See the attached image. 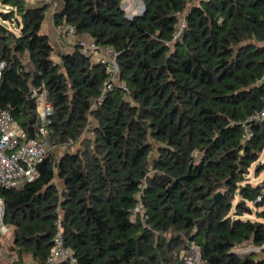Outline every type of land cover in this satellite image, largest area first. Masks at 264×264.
Segmentation results:
<instances>
[{"label": "trees", "instance_id": "1", "mask_svg": "<svg viewBox=\"0 0 264 264\" xmlns=\"http://www.w3.org/2000/svg\"><path fill=\"white\" fill-rule=\"evenodd\" d=\"M60 2L55 26L112 49L119 73L102 94V63L77 46L56 59L47 5L0 0V108L33 138L45 90L50 145L66 149L34 181L0 187L10 264H49L58 216L77 264H185L190 242L201 264H264L263 194L242 185L264 150V122L242 139L264 105V0H141L130 20L121 0Z\"/></svg>", "mask_w": 264, "mask_h": 264}, {"label": "built area", "instance_id": "2", "mask_svg": "<svg viewBox=\"0 0 264 264\" xmlns=\"http://www.w3.org/2000/svg\"><path fill=\"white\" fill-rule=\"evenodd\" d=\"M30 7L47 5L51 8L55 7L56 0H23ZM121 9L127 19L140 15L144 6L141 0H121ZM183 24H180L176 37L180 35ZM61 36L69 41L74 37V29L67 26L62 30ZM79 51L84 55H91L97 48L92 43L86 45L82 42L78 43ZM106 58L102 60L105 73L109 76L107 83L102 89V94L115 83L118 77V65L116 62V53L109 48H105ZM5 67L4 62H0V78ZM260 84H264V72L259 80ZM46 91L43 90L36 97L37 106H40L38 114L39 125L36 129L35 137L27 138L11 118L9 112L0 108V187L11 189L17 187L22 182L30 183L37 178V166L40 165L47 157L50 156L54 147L50 145L49 117L52 114V107L46 101ZM264 122V105L260 110L252 113L243 123L242 139L247 140L252 137V131L249 123ZM142 204L140 201L133 209L134 213L140 214L143 218ZM4 204L0 199V234H5L6 227L3 224ZM55 233L53 237V246L50 250L47 262L49 264L60 261H70L77 264L73 253L64 245L63 230L61 219L58 216L55 223ZM240 252H259V248L247 247L239 250ZM185 264H201L199 248L192 242L188 243L187 249L182 255Z\"/></svg>", "mask_w": 264, "mask_h": 264}, {"label": "rangeland", "instance_id": "3", "mask_svg": "<svg viewBox=\"0 0 264 264\" xmlns=\"http://www.w3.org/2000/svg\"><path fill=\"white\" fill-rule=\"evenodd\" d=\"M58 2H60L59 0H57ZM7 8L4 7L1 3H0V11L3 12L5 11ZM55 12L57 13L58 11L61 10V2H60V6H56L54 8ZM49 10H50V6H47L46 7V10H45V14L47 15V19L48 20H51V23L55 26L54 24V21H53V18H54V14L55 12H50L49 13ZM46 31V29L44 27H42V32ZM38 109V112L40 111V106L37 107ZM65 148L64 147H59V148H54L53 150V153H54V156L59 159L65 152ZM70 151H73L74 148H70L69 149ZM256 164H259L260 167H259V170L258 171H255V165ZM256 164H253L251 166V168L249 169V172L248 174L245 176L246 180L242 182V185H245L246 184V181L253 186H256V185H260L261 187V191H262V194H263V199H264V150L262 151L258 161ZM55 183L57 184V186L59 188L62 187V182L58 181V180H55ZM240 201V196H236L235 198V202H239ZM247 206L251 208L252 212L255 213V206L253 203H250V202H247ZM261 209H264V201H263V205L262 207L259 208V210ZM243 218H250V219H254V214H251L250 216L244 214L243 215ZM6 227V226H5ZM7 228V232L5 234L4 237H1L0 239V251H1V254H0V264H10L13 260H15V256H14V253L13 251L11 250L12 249V229L11 228ZM252 248V247H250ZM4 259L2 261V258ZM28 257V255L26 256Z\"/></svg>", "mask_w": 264, "mask_h": 264}, {"label": "crops", "instance_id": "4", "mask_svg": "<svg viewBox=\"0 0 264 264\" xmlns=\"http://www.w3.org/2000/svg\"><path fill=\"white\" fill-rule=\"evenodd\" d=\"M56 6L57 7L60 6V2H58L57 0H56L55 7ZM55 7H53V8L50 7L49 13L50 12H53L54 13L55 12L54 11L55 10L54 9ZM61 7H62V5H61ZM42 27H44L46 29V31H44L43 33L47 35L50 44L53 46V48L55 50L54 53H55V56H57L56 59H58V55L59 54L66 53V52H70L74 47H76V46L78 47V43L79 42H82V43H84L86 45L91 44V41L89 40V38L84 37V36L83 37H76V36H74L69 41L65 40L61 36L62 30L59 27L54 26L51 23V20H48L47 19V15H46V17L44 19V22L42 24ZM106 56L107 55H106V52H105V48H103V47H97L96 50L94 52H92L91 55H90L92 61L95 62V63H101L102 60L106 58ZM6 232H7V228H6ZM6 232H5V234H6ZM5 234H0V239H1V237H4ZM0 254H1V251H0ZM3 260L4 259L2 258V261ZM22 264H35V263L31 259L30 256H28V257L24 256L23 257Z\"/></svg>", "mask_w": 264, "mask_h": 264}, {"label": "water", "instance_id": "5", "mask_svg": "<svg viewBox=\"0 0 264 264\" xmlns=\"http://www.w3.org/2000/svg\"><path fill=\"white\" fill-rule=\"evenodd\" d=\"M220 195H221V193L218 192V193L214 196V198H213L214 203H217V202H218Z\"/></svg>", "mask_w": 264, "mask_h": 264}]
</instances>
